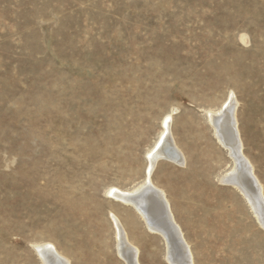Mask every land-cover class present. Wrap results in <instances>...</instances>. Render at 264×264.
Returning <instances> with one entry per match:
<instances>
[{
    "label": "rangeland",
    "instance_id": "obj_1",
    "mask_svg": "<svg viewBox=\"0 0 264 264\" xmlns=\"http://www.w3.org/2000/svg\"><path fill=\"white\" fill-rule=\"evenodd\" d=\"M264 196V0H0V264H169L133 208L171 118L184 166L160 159L193 264H264V226L220 183L233 161L208 114L231 95Z\"/></svg>",
    "mask_w": 264,
    "mask_h": 264
},
{
    "label": "bare ground",
    "instance_id": "obj_2",
    "mask_svg": "<svg viewBox=\"0 0 264 264\" xmlns=\"http://www.w3.org/2000/svg\"><path fill=\"white\" fill-rule=\"evenodd\" d=\"M237 106L232 94L228 102L218 111H211L208 120L218 143L227 150L233 161L230 172L220 179L222 185L237 190L247 201L258 222L264 226V196L262 185L254 173L248 158L244 155L238 128ZM171 117V116H170ZM163 124L159 142L148 155L149 169L143 183L132 191L113 189L109 197L131 208L141 217L150 233L159 235L166 245V260L169 264H193V254L181 227L176 222L166 194L152 181L151 175L160 159H166L178 166L186 164L182 150L175 142L171 129V118ZM117 230V252L125 264H140L139 250L134 247L126 230L114 218ZM42 264H71V261L57 251L52 244L36 246Z\"/></svg>",
    "mask_w": 264,
    "mask_h": 264
}]
</instances>
